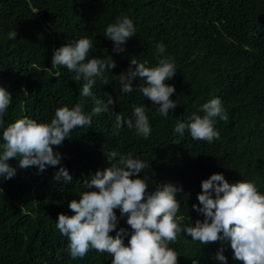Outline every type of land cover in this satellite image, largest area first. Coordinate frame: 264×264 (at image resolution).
Returning a JSON list of instances; mask_svg holds the SVG:
<instances>
[{
	"label": "trees",
	"instance_id": "trees-1",
	"mask_svg": "<svg viewBox=\"0 0 264 264\" xmlns=\"http://www.w3.org/2000/svg\"><path fill=\"white\" fill-rule=\"evenodd\" d=\"M117 16L129 17L135 28L121 53L105 37ZM14 30L18 37L8 39ZM80 38L92 41L88 59L112 58L116 63L112 72L104 73L108 85L97 79L93 94L105 101V92L110 94L116 101L110 108L125 120L134 121V106L144 105L151 135L145 139L124 125L116 136L114 116L101 113L92 117L90 128L74 129L61 146H53L61 154L59 165L46 166L41 173L36 166L23 169L18 159H10L15 176L0 177V264H111V255L94 249L72 258L69 241L56 223L58 214L74 215L68 203L89 190L85 178L109 166L105 153L112 150L131 153L148 165L139 178L149 192L161 183L182 188L176 199L183 226L203 220L192 205L199 204L201 182L214 173H222L230 184L252 182L264 194V0H0V87L12 99L0 126V146L3 129L25 116L50 123L57 108L71 109L77 103L85 114L92 112L91 98L79 95L83 79L74 81V72L51 65L54 50ZM157 43L165 45L162 57L177 69L166 81L175 87L170 99L178 104L167 118L139 91L140 77L133 79L131 93L121 92L117 77L131 59L157 66L162 58ZM213 98L221 100L228 117L216 118L218 139L208 143L193 140L187 129L183 134L174 131ZM118 160L119 155L112 163ZM60 167L69 171L71 183L54 179ZM114 211L116 231L128 229L127 245L130 226L119 209ZM116 231L109 235L115 237ZM169 247L178 253V264H222L215 259L221 248L227 264H242L227 241L204 245L182 232Z\"/></svg>",
	"mask_w": 264,
	"mask_h": 264
},
{
	"label": "clouds",
	"instance_id": "clouds-1",
	"mask_svg": "<svg viewBox=\"0 0 264 264\" xmlns=\"http://www.w3.org/2000/svg\"><path fill=\"white\" fill-rule=\"evenodd\" d=\"M36 13L37 9H33ZM135 35L133 21L127 17H116V22L105 29V37L114 43L113 51L124 52L123 45ZM16 30L8 33V39H16ZM92 41L80 38L54 50L52 68L63 66L74 72V81L83 79L79 95L91 98L94 107L90 114H85L81 103L71 109L59 107L50 123H38L27 116L17 119L3 129V145L0 152V177L11 179L16 168L7 163L10 159H18L19 167L27 169L36 166L44 172L46 166L55 167L60 164L61 154L54 152L53 146H61L66 138L71 137L74 129L91 126L92 117L101 113L114 116V135L124 125L135 129L137 136L148 138L151 135L149 118L145 106H134L133 119L125 120L123 115L110 108L115 105L113 97L105 92L106 101L97 98L92 88L97 79L108 85L105 71L112 72L116 67L111 58L105 60L93 57L88 59L92 49ZM157 53L165 52V45L157 43ZM132 65L136 67L133 69ZM177 69L170 58H159L155 67H146L131 59L125 72L117 77L122 93L133 92V79L140 77L139 85L142 95L156 106V113L167 118L169 110H175L176 100L170 99L176 93L174 86L166 83L175 75ZM58 76L59 72L54 73ZM27 93V92H26ZM12 102L11 93L0 87V126L4 123V113ZM199 113H203L200 115ZM216 118L227 120V114L219 98H213L201 105L187 123H177L174 131L183 134L188 130L193 140L211 143L219 138L215 130ZM108 167L96 170L90 179L83 180L84 191L79 200L73 199L68 208L72 216L58 214L56 227L67 237L68 248L72 258H83L91 249L99 253H108L112 257L111 264H178V253L169 247L177 240L178 234L184 232L194 242L204 245L213 243H230L233 258L242 264H264V194L258 192L254 183L240 181L230 184L222 173H214L201 182V192L197 195L199 204L192 208L203 215L194 226H183V217H177L180 202L176 194L182 191L171 183L157 184L155 191H148L144 178H139L148 165L138 158L118 154L115 150L105 153ZM119 155V160L112 163ZM137 177V178H133ZM54 179L71 183L73 177L69 171L60 167ZM95 188L96 191H90ZM119 209L120 216L126 217L131 234L127 245L124 238L129 236L128 229L120 228L114 210ZM116 231L115 237L109 235ZM215 259L227 264L221 248ZM193 264H198L193 261Z\"/></svg>",
	"mask_w": 264,
	"mask_h": 264
}]
</instances>
